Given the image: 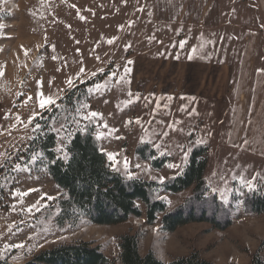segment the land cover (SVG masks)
I'll list each match as a JSON object with an SVG mask.
<instances>
[{
	"label": "rangeland",
	"instance_id": "1",
	"mask_svg": "<svg viewBox=\"0 0 264 264\" xmlns=\"http://www.w3.org/2000/svg\"><path fill=\"white\" fill-rule=\"evenodd\" d=\"M0 26V260L21 264L74 241H93L108 256L117 257L120 238L127 233L138 234L142 255L152 250L164 263L194 251L213 264H251L259 249L264 255V213L251 211L246 199L250 190L245 186L253 181L252 188L264 192V161L226 149L224 110L207 107L202 99L194 102L166 93L185 91L180 75L190 56L211 61L221 55L233 64L240 62L249 33L255 37L253 68H264V0H0ZM113 72L117 75L110 77ZM172 76L175 79L170 80ZM226 79L221 94L227 88L228 97L231 90ZM98 82L106 87L93 89L81 99L79 113L61 104L74 87ZM144 84L151 88L146 91ZM202 90L211 92L208 83ZM39 92L59 97V108L41 111ZM88 111L100 115L88 123L81 119ZM33 112L40 115L29 123ZM53 116L55 128L65 125L60 132L68 154L64 160L69 159L68 144L78 130L74 120H80L81 125L87 124V131L104 133L100 145L105 153L117 154L119 172L125 176L123 160L127 158L138 178L160 182L163 176L166 181L185 168L195 144L209 145L206 178L210 189L225 190L226 200L219 191L211 192L224 202L232 224L217 229L208 222H195L167 232L161 216L148 224L144 214L117 225L88 219L60 225L58 200L63 190L42 165L39 151L35 147L30 151L32 137L38 133L34 125H43L44 132L51 130ZM199 123L200 132L196 131ZM142 140L161 145L153 148L158 155L169 153L163 155L169 160L156 168L151 160L140 157L136 146ZM184 151L188 152L186 162ZM33 154L38 158L29 164L30 171L15 170L18 162L27 163ZM21 156L25 159L20 160ZM137 163L146 171L136 169ZM168 163L180 167H165ZM28 189L34 191L22 201L19 196L13 198L14 190ZM192 193L193 187L179 193L161 189L155 195L172 210ZM34 204L40 211L34 208L29 213Z\"/></svg>",
	"mask_w": 264,
	"mask_h": 264
},
{
	"label": "trees",
	"instance_id": "2",
	"mask_svg": "<svg viewBox=\"0 0 264 264\" xmlns=\"http://www.w3.org/2000/svg\"><path fill=\"white\" fill-rule=\"evenodd\" d=\"M88 83L78 85L68 92L61 104L71 105V110L88 95ZM82 89L80 93L78 90ZM34 133L30 151L35 147L43 152L42 165L47 169L56 185L63 190L59 198L60 212L57 221L78 222L88 219L99 225H117L130 217H146L148 224H154L161 216L162 227L173 232L179 227L195 222H208L214 228L225 229L232 224L229 212L222 200L212 194L206 178L209 164L210 147L207 144H195L185 168L163 183L138 178L128 180L119 171L110 167L107 155L100 141L92 131H76L68 144L69 159L51 161L59 156L56 152V133L48 130ZM136 154L151 160L156 168L162 167L168 156H159L149 142H140ZM156 156L153 160L151 157ZM193 187V193L175 209L170 210L164 199L156 197L163 189L179 193ZM247 194V203L251 211L264 213V192L252 188ZM225 212L226 215H222ZM120 253L117 257L108 256L101 245L93 241H74L44 250L32 259L21 264H213L203 259L198 251L178 257L169 263L158 259L149 250L145 255L140 252L139 236L135 233L124 234L120 238ZM0 264H13L9 260H0ZM251 264H264V255L259 249L252 257Z\"/></svg>",
	"mask_w": 264,
	"mask_h": 264
},
{
	"label": "crops",
	"instance_id": "3",
	"mask_svg": "<svg viewBox=\"0 0 264 264\" xmlns=\"http://www.w3.org/2000/svg\"><path fill=\"white\" fill-rule=\"evenodd\" d=\"M248 37L250 40L245 42L242 59L237 64L221 55L211 61L209 58L203 60L188 57L180 75L182 82H185L182 85L185 91L171 93L168 90L166 93L175 98H192L194 102L202 99L208 103L207 107L217 106L218 111L224 110L226 149L237 150L243 156L249 155L264 161V68H253L251 58L254 54L255 37L252 33ZM226 78L231 90L228 97L227 88L225 94H221L225 90ZM173 79L174 76L170 78ZM204 83H208L211 92L202 90ZM144 87L145 90L151 88L149 84H144ZM175 104L178 106L180 102ZM201 124L196 126V131L200 132Z\"/></svg>",
	"mask_w": 264,
	"mask_h": 264
},
{
	"label": "snow or ice",
	"instance_id": "4",
	"mask_svg": "<svg viewBox=\"0 0 264 264\" xmlns=\"http://www.w3.org/2000/svg\"><path fill=\"white\" fill-rule=\"evenodd\" d=\"M2 27V26H0ZM109 43H112V40H109L108 41ZM23 47V46H22ZM53 50H54V46H53ZM195 48L193 49V53L195 52ZM25 53L27 54V50H25ZM55 59V57H53ZM178 58V57H177ZM191 58V56L189 57ZM83 71V69H81V72ZM102 71V70H101ZM79 75V74H77ZM110 77L111 76H116L117 73L113 72V73H110L109 74ZM123 79V78H121ZM39 83H42V82H39ZM68 83L69 85H72V80L69 79L68 80ZM102 87H106L105 84H102V83H96L94 85H92L91 87H89L87 89V91L89 93H92L93 89H95L96 91H99ZM29 99H31V97H29ZM59 99V97H53V96H45L43 92H39L37 94V100H38V104H39V107L41 109V111L45 110V109H48V110H52L53 107L55 108H59V104L57 103V100ZM25 103H27V101H25ZM89 106L88 105H81V108H88ZM77 113L80 112V108H77L76 109ZM40 115L39 113H36V112H33V114L29 117V123H32L33 120L36 119V117ZM100 115L98 114L97 112L95 111H88L86 112L85 114L82 115L81 119L88 122V123H92L96 117ZM17 119L19 120V116L17 117ZM51 120H52V126H51V130L53 132L56 133V137H57V140H61V137H60V132L64 131L65 130V125L61 124L60 125V128L57 129L54 127L55 123H56V118L55 116L51 117ZM137 122H139V118H137ZM74 123L76 124L77 128H78V131L80 132H86L87 131V124H84V125H81L80 124V120H74ZM97 127H99V125H97ZM104 127L106 128L107 125L105 124ZM44 126L41 125L40 123H36L34 125V128H33V131L34 132H40L42 135L45 134L44 131ZM68 136L71 137V133H67ZM165 135H167V133H165ZM191 135V134H190ZM104 136V133L103 132H99L96 136V139H101L103 138ZM32 139H36V137H32ZM70 142V141H69ZM142 143H144V141L142 140L141 141ZM153 147H155L156 149H159L161 147V145H153ZM56 152L57 153H63V155H60V156H56L52 161L51 163H56L57 160H60V159H67L68 158V154H67V151H66V145L63 143V141L61 140V142L56 146ZM190 150V149H189ZM101 153L103 154L104 153V150L103 149H100ZM169 153L167 152H160L159 155L160 156H163V155H168ZM40 156H43V152L39 153ZM107 155V160L109 161V164H110V167H112L113 171H119V167L118 165L121 163V161H119L117 158H116V155L115 153H106ZM38 156L37 154H33L32 157L30 158V160L27 162V163H24L23 165H21L19 162L15 165V170L16 171H21V170H26V171H30V167H29V164L31 163H35V161L37 160ZM153 160H155L157 157L154 155L151 157ZM25 157L21 156L20 157V160H24ZM188 159V152L187 151H184L183 152V161L186 162ZM136 169L138 170H141V171H146V168L142 167L139 163L135 164L134 166ZM165 167H168V168H179L180 165H177V164H173V163H168L165 165ZM123 168L126 172V178L128 180H133V179H138V177L135 175V173L133 171L130 170L131 168V165H130V162L128 161L127 158H125L123 160ZM213 175H215V173H213ZM153 179H156L155 177H153ZM165 177L163 176H160L159 177V181L161 183H163L165 181ZM223 179V178H222ZM225 183H227V181L225 180L224 181ZM245 186L251 190L252 187H253V181H247L245 182ZM34 191V189H28L26 192H21L19 190H14L13 191V198H15L16 196H19L21 198V201L23 199L24 196L28 195L30 192ZM211 191L212 192H217L219 191L220 193V198L222 200H226L227 199V196L225 195V190H222V189H218L217 187H212L211 188ZM48 199H53L52 197H48ZM39 203V202H37ZM170 203V202H169ZM43 207H47V205H44ZM36 209V211H40V208L37 207L36 204L30 206L27 211L29 213H31L33 211V209ZM14 247H22L23 245H13Z\"/></svg>",
	"mask_w": 264,
	"mask_h": 264
}]
</instances>
